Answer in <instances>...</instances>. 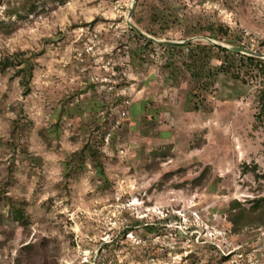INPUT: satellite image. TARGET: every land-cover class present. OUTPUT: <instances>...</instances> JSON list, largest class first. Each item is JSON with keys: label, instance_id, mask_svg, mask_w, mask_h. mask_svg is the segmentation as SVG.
<instances>
[{"label": "rangeland", "instance_id": "obj_1", "mask_svg": "<svg viewBox=\"0 0 264 264\" xmlns=\"http://www.w3.org/2000/svg\"><path fill=\"white\" fill-rule=\"evenodd\" d=\"M45 2H0V61L39 54L28 96L13 71L0 74V194L24 200L30 221L0 223V264H264V226L234 233L228 221L233 202L264 197V180L244 173L264 176L260 79L199 40L264 54V0H140L132 21L145 34L157 6L170 15L156 39H198L173 56L133 35L132 0ZM33 3L38 14L21 20ZM198 54L202 88L187 68ZM94 139L105 179L87 161L66 180V161Z\"/></svg>", "mask_w": 264, "mask_h": 264}, {"label": "trees", "instance_id": "obj_2", "mask_svg": "<svg viewBox=\"0 0 264 264\" xmlns=\"http://www.w3.org/2000/svg\"><path fill=\"white\" fill-rule=\"evenodd\" d=\"M72 0H46L44 3V6L46 4H53L52 6L57 8L61 6H65L67 3H69ZM1 2V0H0ZM140 0H137V7L136 11L133 14V18L136 24H140V18L137 15L138 11L137 8L139 6ZM40 9V6L33 3L27 8V12H25L23 15L19 16L21 20L27 19L29 16L37 13ZM154 9V10H153ZM167 8L163 7L162 9H159L157 6L153 7L151 9L152 13L149 16V26L146 29V32L150 35H152L154 38L160 37L159 33L154 29V25L158 24H167L169 20V15L166 11ZM12 15H16L17 13H11ZM177 18V17H176ZM3 29V28H1ZM0 29V30H1ZM4 30V29H3ZM8 34H11L13 32V29H7ZM133 35L139 39H143L140 35H138L136 32L131 31ZM228 29L224 30L223 36L224 38H227V43L232 44L233 41L230 39L231 34ZM221 38V39H224ZM214 39H218L216 36ZM146 43L149 45H154L152 41H149L145 39ZM158 47L163 48L166 50V52L173 56V54L178 53V50L181 49H187L188 51H194V45L193 43L188 45H175V46H163V45H157ZM208 48L217 49L220 53L226 55L227 58L231 57H239L242 60V63L247 65V74H254L255 78L260 79V91L258 93V103H259V113L256 115V119L264 124V60L248 57L240 54L233 53L227 49H223L220 47H216L213 45H210L209 47L200 48L201 53L203 50L207 51ZM205 53V52H203ZM207 53H205L206 55ZM199 55H192L194 58V61H192V66H188L189 71L191 72V76L196 79L199 83V87H203L207 85L206 80L204 79V70L199 68L198 61H199ZM39 54H32L29 52H17L11 56L5 57L0 61V74L5 75L9 71H13V79H19L20 85L24 89V96H28L31 93V83L34 77V71L36 68V59L38 58ZM176 57V56H175ZM174 58V57H172ZM176 59V58H175ZM169 60V59H168ZM184 64V63H183ZM227 64V61L224 63ZM224 66V65H222ZM204 79V80H203ZM147 118V116L145 117ZM153 119V118H152ZM21 119L18 118L13 123V129H12V137L13 140L11 141L9 147L16 146L15 143L19 142L21 138V132L22 129L20 126ZM152 124V122H151ZM57 126L53 129L51 134H54L57 131ZM100 140H105V136H100ZM15 142V143H14ZM98 144V139H94L92 141L87 142L78 152L73 153L70 158L66 161V173L65 178L66 180H69L71 176L78 177L81 175L85 169V165L87 161L91 162V165L95 171L96 176L103 180L106 177V167L103 163L104 154L101 152ZM24 154H28L27 149L23 150ZM168 156V152L166 151H155L151 153V157L153 160H158L159 158H166ZM33 162H37V159L33 158ZM251 170V171H250ZM252 172L255 175V179L260 181L264 180L263 175L258 174V166H254L253 168H249L247 166L244 167V173ZM205 174V173H204ZM204 174L199 177L198 179L194 180L192 185L193 187H199L202 185V179L204 177ZM27 203L24 200H17L11 196H8V192L3 190L0 194V208L1 207H7V212H1L0 211V223H3L5 221H10L12 223L20 224L22 227L27 228L30 224L29 221V215L26 210ZM251 208L246 209L243 207L242 204L238 203L237 201L233 202L229 214H228V221L232 225V231L234 233L240 232L244 227L246 226H264V197H258L251 201ZM127 234V233H126ZM46 239H44V243ZM35 249L34 244H27L24 246V249L22 251V255L24 258L29 257L32 252ZM22 259V257H21ZM20 259V260H21ZM20 260L17 262L19 263Z\"/></svg>", "mask_w": 264, "mask_h": 264}, {"label": "water", "instance_id": "obj_3", "mask_svg": "<svg viewBox=\"0 0 264 264\" xmlns=\"http://www.w3.org/2000/svg\"><path fill=\"white\" fill-rule=\"evenodd\" d=\"M136 4H137V0H132V5L130 7V10H129V13H128V17H127V24H128L129 28L132 31L136 32L141 37H143V38H145V39H147L149 41H152L153 43H156V44H159V45H163V46L188 45V44H191V43H193V42L198 40V39H189V40H187L185 42L164 41V40H159V39H156V38H154L152 36H149V35L145 34L132 21ZM199 40H205V41H207L209 44H211L213 46L220 47V48H223V49H227V50H229V51H231L233 53H236V54H240V55H244V56H248V57H253V58L264 60V54L258 53V52H255V51H252V50H249V49L239 48V47H229V46H226L224 44H221V43L216 42V41H214L212 39H209V38H200Z\"/></svg>", "mask_w": 264, "mask_h": 264}, {"label": "built area", "instance_id": "obj_4", "mask_svg": "<svg viewBox=\"0 0 264 264\" xmlns=\"http://www.w3.org/2000/svg\"><path fill=\"white\" fill-rule=\"evenodd\" d=\"M122 116H126V114H125V113H123V114H122Z\"/></svg>", "mask_w": 264, "mask_h": 264}]
</instances>
